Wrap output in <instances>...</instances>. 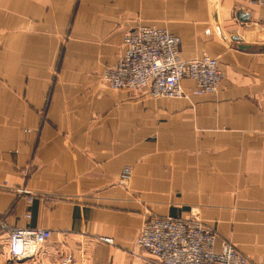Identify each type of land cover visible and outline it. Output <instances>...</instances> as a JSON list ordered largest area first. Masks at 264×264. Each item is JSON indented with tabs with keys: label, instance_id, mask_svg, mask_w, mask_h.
I'll use <instances>...</instances> for the list:
<instances>
[{
	"label": "crops",
	"instance_id": "1",
	"mask_svg": "<svg viewBox=\"0 0 264 264\" xmlns=\"http://www.w3.org/2000/svg\"><path fill=\"white\" fill-rule=\"evenodd\" d=\"M140 25L178 35L185 60L216 58L219 91L175 102L105 87ZM192 207L217 251L230 242L264 264V7L0 0V219L53 232L12 261L0 230V264H158L134 245L142 225Z\"/></svg>",
	"mask_w": 264,
	"mask_h": 264
},
{
	"label": "built area",
	"instance_id": "2",
	"mask_svg": "<svg viewBox=\"0 0 264 264\" xmlns=\"http://www.w3.org/2000/svg\"><path fill=\"white\" fill-rule=\"evenodd\" d=\"M253 3L264 6V0ZM181 44L182 39L166 29L140 25L125 36L123 53L116 65L104 69L101 81L110 90H147L154 98L175 102L189 95L218 92L223 80L218 60L207 53L185 60L181 56ZM185 80L195 84L190 91L183 85ZM131 177L132 168L125 167L120 182L127 184ZM0 230L6 234L12 261L30 259L53 236L46 229L9 227L1 219ZM101 240L113 243L107 237ZM216 243V232L202 223L199 208L192 207L188 219L150 215L134 245L147 250L158 264H249L248 258L230 242H224L219 251ZM61 264H72L71 257H65Z\"/></svg>",
	"mask_w": 264,
	"mask_h": 264
},
{
	"label": "rangeland",
	"instance_id": "3",
	"mask_svg": "<svg viewBox=\"0 0 264 264\" xmlns=\"http://www.w3.org/2000/svg\"><path fill=\"white\" fill-rule=\"evenodd\" d=\"M251 1L253 3V1H255V0H250V3H251ZM252 5H254V3ZM255 6H258V5L255 4ZM258 7H264V6H258Z\"/></svg>",
	"mask_w": 264,
	"mask_h": 264
}]
</instances>
